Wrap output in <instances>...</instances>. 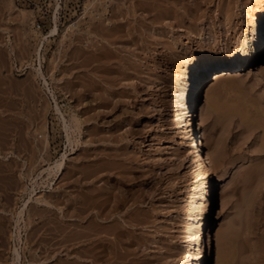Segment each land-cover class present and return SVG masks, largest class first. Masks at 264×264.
Listing matches in <instances>:
<instances>
[{"label":"rangeland","instance_id":"374dc122","mask_svg":"<svg viewBox=\"0 0 264 264\" xmlns=\"http://www.w3.org/2000/svg\"><path fill=\"white\" fill-rule=\"evenodd\" d=\"M263 17L264 0H0V264L15 247L23 264H196L183 230L203 183L176 123L189 71ZM251 44L246 69L212 83L209 144L219 170L234 165L222 264H264V52ZM65 151L58 180L42 172ZM34 189L53 206H24Z\"/></svg>","mask_w":264,"mask_h":264},{"label":"bare ground","instance_id":"6f19581e","mask_svg":"<svg viewBox=\"0 0 264 264\" xmlns=\"http://www.w3.org/2000/svg\"><path fill=\"white\" fill-rule=\"evenodd\" d=\"M59 33L58 21L55 20L50 33L46 37L48 38L55 34L58 35ZM251 43L264 52V17L261 18L260 23L252 28L249 36L239 38L231 45L227 44V50H224L225 52L223 51V53L216 55H210L204 51L199 52L196 61L191 64L182 105V115L176 121L177 125H180L185 120V125L188 129V132L183 136L181 145L186 144L189 146L191 158L189 174L194 177H200L203 183H201L203 185L201 192L202 205L199 212L194 214L192 210L194 209L193 206L196 204V200H189V213H187V221L183 230L186 237L189 239L195 238L198 242V248L195 252L196 264H222L223 261L221 259L223 258L227 262V259L225 260V257L222 256L223 254L220 248L221 228L216 221V217H218L216 214L218 208L226 204L228 182L233 174L234 165L229 163L225 168L219 170L216 154L209 144L210 125L208 123V117L210 108H217L220 101L218 94L213 97V81L225 75L245 70L246 63L256 56V53L252 52V49V51L249 49ZM186 58L187 55H185L184 60ZM38 69L45 84L48 85L49 82L42 71L43 68L39 67ZM57 109L59 110V108ZM60 114H62V119H64L66 135L71 139L73 123L70 122V124L68 122V119L62 111ZM73 119L76 124L81 122L80 117L77 115H74ZM46 143H49L48 139H46ZM68 157V153L65 151L60 158L49 162L48 166L42 172L48 174V176H54V179L58 180L64 173ZM53 183L56 184L57 182ZM33 201L53 206V203L43 198V194L36 192L35 189L30 192L29 197L25 200L24 206H29ZM101 210L100 208L99 211ZM63 216H66V213ZM231 230V228L226 230V238H229L232 234L233 231ZM14 249V253H16V257L14 256V258L17 261L13 262V264H23L21 262L22 253L18 247Z\"/></svg>","mask_w":264,"mask_h":264}]
</instances>
